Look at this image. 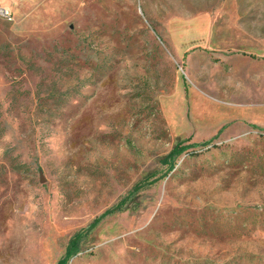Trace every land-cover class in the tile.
Segmentation results:
<instances>
[{
  "label": "rangeland",
  "instance_id": "obj_1",
  "mask_svg": "<svg viewBox=\"0 0 264 264\" xmlns=\"http://www.w3.org/2000/svg\"><path fill=\"white\" fill-rule=\"evenodd\" d=\"M7 7L0 264H264V0Z\"/></svg>",
  "mask_w": 264,
  "mask_h": 264
},
{
  "label": "trees",
  "instance_id": "obj_2",
  "mask_svg": "<svg viewBox=\"0 0 264 264\" xmlns=\"http://www.w3.org/2000/svg\"><path fill=\"white\" fill-rule=\"evenodd\" d=\"M254 58V57H253ZM190 146H183L182 143H178L173 150L170 152L166 160L169 161L170 168L173 170L174 164L177 158H179ZM79 238H73L66 250L64 258H62L58 264H68L69 260L79 252Z\"/></svg>",
  "mask_w": 264,
  "mask_h": 264
},
{
  "label": "built area",
  "instance_id": "obj_3",
  "mask_svg": "<svg viewBox=\"0 0 264 264\" xmlns=\"http://www.w3.org/2000/svg\"><path fill=\"white\" fill-rule=\"evenodd\" d=\"M0 20L5 22H12L14 20L13 12L0 4Z\"/></svg>",
  "mask_w": 264,
  "mask_h": 264
},
{
  "label": "crops",
  "instance_id": "obj_4",
  "mask_svg": "<svg viewBox=\"0 0 264 264\" xmlns=\"http://www.w3.org/2000/svg\"><path fill=\"white\" fill-rule=\"evenodd\" d=\"M0 4H2L4 7L8 8L7 5L9 4V0H0Z\"/></svg>",
  "mask_w": 264,
  "mask_h": 264
}]
</instances>
